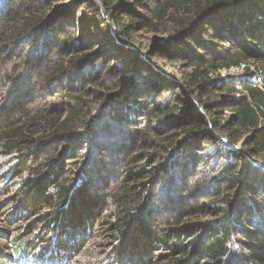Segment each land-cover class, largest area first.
<instances>
[{
    "label": "rangeland",
    "instance_id": "rangeland-1",
    "mask_svg": "<svg viewBox=\"0 0 264 264\" xmlns=\"http://www.w3.org/2000/svg\"><path fill=\"white\" fill-rule=\"evenodd\" d=\"M107 1L0 0V27L8 19H13L0 29V112L6 105L15 115L26 111L31 112L26 117L33 114L53 117L52 122L34 121L30 124L35 131L32 134L35 142L41 144V138L44 143L38 147L34 145L36 149L23 148L28 153L26 157L11 149L13 142L0 137V264H16L17 238L24 241L23 244L30 242L33 248L39 246L50 253L58 251L62 262L67 260L66 264H167L165 249L144 251L135 256L131 254L123 261L116 260L110 220L115 219V212L118 213L120 201L115 198L116 192L126 176L135 170L131 158L138 156L136 162L144 165V179L152 187L148 191L152 192L151 197L142 202V207L147 210L159 202L158 211L154 213L157 218L169 217L173 210H162L160 206L165 203L169 204L168 207L176 205L175 198L182 188H201L203 193L197 191L190 195L192 198L185 196L186 191L181 193V197H187L191 203L189 206L195 210L201 201L207 203L212 199H222L225 191L219 190L220 182L232 176L237 178L235 183L239 186L234 196L235 206H239L246 177L241 171H235L240 159L231 160L227 149L241 153L239 157L246 156L256 167L264 165V153L253 155L249 151L254 147L253 133H241L235 145L228 132L224 131L223 126L234 115L226 110L233 106L231 101L214 105L218 109L217 114L205 129L195 135L187 138L181 129L180 121L188 120L187 113L191 112L182 107L181 99L192 102L202 114L206 113L200 107L199 95H194L182 79L194 71V61L181 55L175 62L176 55L170 51L173 45L179 44L174 38L179 21L186 16L170 12L156 23L151 20L145 1L141 5L139 0H121L125 7L121 19L133 27L129 39L124 43L118 42L144 59V63L136 62L135 65L130 61L131 55L113 52L111 35H117L118 21L112 16ZM131 6H134L132 12L128 11ZM140 20L145 23H139ZM52 21L59 24V30L54 33L56 42L45 54L46 65L43 63L40 67L35 65L28 69L24 60L29 57L31 63L37 62V54L46 47L47 37L53 30L49 27ZM67 35L68 44L58 47L59 38ZM78 57L81 59L75 64ZM109 63L112 64L110 67ZM49 66L53 69L61 66L65 70L58 77L46 80L39 72ZM205 68L214 79L236 83L238 92L231 93L230 97L246 96L244 88L251 83L264 88L261 65L252 59L230 69L217 71ZM18 76L20 79L17 80ZM166 79L177 82L180 87L172 89V84L159 82ZM67 92L81 99L69 96ZM221 95L227 94L216 88L215 96L218 98H210L208 102L215 104L221 101ZM200 98L208 99L204 93ZM153 105L154 108H150ZM169 109L174 112L167 118L162 114ZM71 112L77 116L72 118L78 135L70 139L59 133L54 124L56 119L66 120ZM1 118L0 122L4 120ZM261 126L264 128V121ZM146 134L154 136V143L145 142ZM197 138L202 139L198 147L192 145ZM185 143L192 145L187 158H183V162L179 160L182 172H186V183L176 186L174 192V183L166 179L167 170L182 156L181 146ZM65 146L73 151L74 156L73 165L67 167V172L76 177L79 171L87 174L91 187L102 197L104 209L90 229L72 231L67 237L42 224L39 213L30 208L31 203L23 196L24 178L41 171L49 158L53 160L51 167H55L63 157ZM69 157L66 155L65 161L71 160ZM196 214L194 218L209 220L206 215ZM37 263L33 257L27 264Z\"/></svg>",
    "mask_w": 264,
    "mask_h": 264
},
{
    "label": "trees",
    "instance_id": "trees-1",
    "mask_svg": "<svg viewBox=\"0 0 264 264\" xmlns=\"http://www.w3.org/2000/svg\"><path fill=\"white\" fill-rule=\"evenodd\" d=\"M120 1H107L112 16L118 21L117 35L114 33L111 35L113 52L131 55V62L142 64L144 59L139 53L133 52V49L122 46L118 42H126L129 39L130 29L133 27L132 24L122 21L121 15L125 7ZM143 1L148 6L151 20L156 23L165 19L170 12L186 16L179 21L178 33L174 38L179 41V44L173 45L170 51L176 55L175 62L181 55L189 56L194 61V71L189 77L182 79L194 95H199L197 98L200 107L206 112L202 114L192 102L177 97L184 104L182 107L191 111L187 113L188 120L184 118L180 121L182 123L180 127L188 135L187 138L207 127L218 112L214 105L231 101L233 106L226 110L234 115L223 126L224 131L228 132L230 140L235 145L241 133L245 131L253 133L251 139H254L252 141L254 147L249 149L250 153H254L253 155L264 153V128L261 126L264 121V88L251 83L244 88L246 96L230 97L231 93L238 92L236 83L214 79L206 70L208 68H205L211 67L217 71L230 69L252 59L261 65V76L264 78V0H139V4L142 5ZM128 11H134V6L128 7ZM12 20L10 18L8 22H4L0 29L8 26ZM138 22L145 23L143 20ZM49 27L53 29L51 32L53 35H48L46 47L40 49L37 54L39 55L37 62L31 63L28 61L29 57L24 60L25 64L28 63V69L35 65L40 67L43 63L46 65L45 54L49 52L50 45L52 46L57 40H54V33L59 30V24L52 21ZM68 37L67 35L59 38L58 47L67 45ZM0 43H2L1 40ZM67 54L70 55V53ZM80 59L78 57L74 63L76 64ZM111 65L109 63L108 66ZM51 68L49 66L40 69L39 73H42L44 79L56 78L65 70L61 66ZM249 69L248 67L247 70ZM19 76L16 77L17 80L20 79ZM159 82L172 84V89L180 87L177 82L167 79ZM213 86L221 88V91L227 94L221 95L223 99L215 104L208 102L210 98H218L215 96L216 88L214 89ZM202 93L208 99L202 100L200 98ZM66 94L72 96L68 92ZM72 97L81 99L80 96ZM150 108H154V105ZM173 112V109H169L162 115L170 118ZM30 113L22 111L15 115L6 105H3L0 112V120L1 117L4 119L0 122V137L5 141L13 142V145H10L11 149L19 151L23 157L28 154L23 148H34L44 143L41 138L39 139L42 141L41 144L35 142L36 139L32 136L35 131L30 128V124L34 121L52 122L53 119L48 114H33L26 117ZM73 116L77 118L75 113L71 112L66 120L61 122L60 119H56L57 123L54 124L58 127L59 133L70 139L78 135L75 132ZM216 119L217 117L214 123ZM144 139L146 143H154L155 140L154 136L148 134ZM200 140L202 139H195L192 145L198 147ZM192 145L182 144V156H179L178 161L171 167L169 166V171L167 170L166 179L170 180L169 183H174V192L176 186L186 183V172H182L179 160L183 162L187 158L188 150ZM6 146L8 147L9 144ZM64 148L63 157L55 167H51L53 160L49 158L41 171L24 178L23 196L28 203H31L30 208L39 213V221L42 224L55 233H61L67 237L72 231L90 229L92 222L98 219L104 209L101 195L91 187L90 177L88 178L87 174H81L80 171L77 172V177L67 172V167L73 165L74 156L73 151L70 152L66 146ZM6 150L9 152V149ZM227 150L230 152L231 160L240 159L239 164L235 165V171H241V174L246 177L244 193L239 196V206H235L234 200L239 190V186L237 187L235 183L237 178L232 176L229 179L226 176L225 179H228L220 182L219 190L225 191L222 199L207 200V203L201 201L195 210L189 206L187 197H181V193L186 191L185 196L192 198L193 196L190 195H195L197 191L203 193L201 188H182L178 192L179 195H175L177 196L176 205L171 204L168 207L169 204L165 203L160 206L162 210H173L166 218L154 216V213L158 211L159 202L152 208L148 207L147 210L142 207V202L151 197L152 192L148 191H151L152 187L147 185L144 179L146 177L143 173L144 165L136 162L138 156L131 158L135 170L126 176L124 183L116 192L115 198L120 201L118 213L115 212V219L110 220L116 260L123 261L131 254L135 256L144 251L147 253L153 249L156 251L165 249L167 264H264V170L262 166L258 168L260 165L256 167L257 165L249 161L246 156L239 157L241 153H237L234 149ZM66 155H69L71 160L65 161ZM74 169L77 168L74 167ZM137 196L142 197L138 199ZM180 199H183L182 203ZM196 213L206 215L209 220L194 218L198 215ZM23 242L20 238L15 240L16 245H19L14 256L16 264H27L33 257L37 264L42 263L41 261L46 264H66L67 260L62 262L58 251L50 253L47 249L43 251L39 246L33 248L30 242L24 244Z\"/></svg>",
    "mask_w": 264,
    "mask_h": 264
},
{
    "label": "water",
    "instance_id": "water-1",
    "mask_svg": "<svg viewBox=\"0 0 264 264\" xmlns=\"http://www.w3.org/2000/svg\"><path fill=\"white\" fill-rule=\"evenodd\" d=\"M260 166H262V167H264V165H262V164H259Z\"/></svg>",
    "mask_w": 264,
    "mask_h": 264
}]
</instances>
